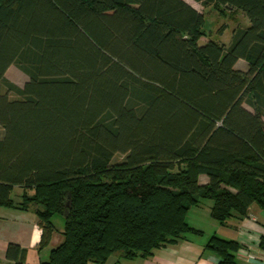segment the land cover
<instances>
[{"label":"trees","instance_id":"trees-1","mask_svg":"<svg viewBox=\"0 0 264 264\" xmlns=\"http://www.w3.org/2000/svg\"><path fill=\"white\" fill-rule=\"evenodd\" d=\"M194 1L249 24L200 43L204 15L185 0H0V206L22 187L39 250L63 218L40 264L146 258L199 231L187 213L201 199L221 224L264 209V0ZM205 246L234 264L235 241Z\"/></svg>","mask_w":264,"mask_h":264},{"label":"crops","instance_id":"crops-1","mask_svg":"<svg viewBox=\"0 0 264 264\" xmlns=\"http://www.w3.org/2000/svg\"><path fill=\"white\" fill-rule=\"evenodd\" d=\"M185 1L201 12L192 4L194 0ZM199 182L206 183L207 177L200 175ZM22 192V187L14 186L10 193L14 207L0 206V264H12L5 256L9 243L26 250L24 264H40L49 249L62 240L63 218L57 217L56 221L54 215L52 220L56 230L39 250L42 228L35 212L37 206L29 204L26 209L20 208ZM211 206L210 199H201L189 208L187 222L198 232H189L178 241L157 248L146 258H118L115 264H215L220 257L205 246L214 235L238 244L234 264H264V248L260 245L264 237V209L252 204L246 215H233L221 224L212 218Z\"/></svg>","mask_w":264,"mask_h":264},{"label":"rangeland","instance_id":"rangeland-1","mask_svg":"<svg viewBox=\"0 0 264 264\" xmlns=\"http://www.w3.org/2000/svg\"><path fill=\"white\" fill-rule=\"evenodd\" d=\"M192 4H194L197 7V9L201 11L204 15V20H205V23L203 26L204 36L201 37L200 43H204L205 41L210 39L215 42H221L225 45H229L230 40H231L232 30L235 27H238V26L246 27L249 24L248 20L241 12L236 11V12L230 13V12L223 11V10L221 11L219 10L218 6H214V5H208L206 7H203L200 3L193 2ZM222 25L225 26V29L220 35L218 34V29ZM244 64L245 63L240 60L238 62V67H244ZM5 77L9 81L16 84L17 86H22L27 80L26 75L23 74L14 65H10L8 67V69L5 72ZM4 90L5 89L2 86H0V92H4ZM9 97L15 98V95L9 92ZM244 107L251 110V108L246 104H244ZM1 136H2V129L0 127V137ZM122 159H123V155L116 154L112 159V163L120 162L122 161ZM172 171H177V168H175ZM57 217H60V216L56 215V218H55L56 221H58ZM90 264H94V263H90Z\"/></svg>","mask_w":264,"mask_h":264}]
</instances>
